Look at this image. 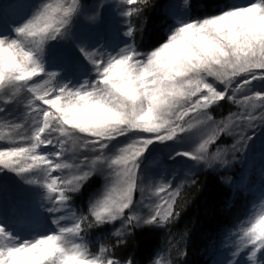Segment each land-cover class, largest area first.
Instances as JSON below:
<instances>
[{"label":"rangeland","instance_id":"rangeland-1","mask_svg":"<svg viewBox=\"0 0 264 264\" xmlns=\"http://www.w3.org/2000/svg\"><path fill=\"white\" fill-rule=\"evenodd\" d=\"M133 2L0 0V110L22 116L0 136L11 144L0 164L21 186L10 206L0 181V264H98L62 196L89 178L101 181L91 215L124 242L132 228L164 227L181 189L212 167L253 199L208 264H264L263 113L244 100L263 79L264 4L186 23L184 0H172L166 42L138 55ZM234 96L237 114L207 116ZM219 133L230 145L208 151Z\"/></svg>","mask_w":264,"mask_h":264},{"label":"trees","instance_id":"trees-1","mask_svg":"<svg viewBox=\"0 0 264 264\" xmlns=\"http://www.w3.org/2000/svg\"><path fill=\"white\" fill-rule=\"evenodd\" d=\"M253 1L184 0V21L194 23L210 19ZM255 1L264 4V0ZM171 6L172 0H134L130 5L127 30L133 53L147 55L166 42L173 29L169 15ZM258 69L264 72V68ZM261 78L251 85L255 90H248L250 94L244 100L255 98L261 103L263 116L258 113L256 116L259 115L264 125V74ZM237 99L234 96L213 102L207 107V116L212 121H221L237 114ZM11 101L9 105L20 104L16 100ZM19 112L17 110V114L10 115L7 108L0 110V136L19 123L22 117ZM230 143L229 137L219 133L208 143V151ZM10 145L0 140V157L11 150ZM14 176L7 172L5 165L0 164V181L5 185L10 206L20 202L21 186ZM229 180L231 177L216 167L200 170L175 197L164 227L132 228L124 242L112 235L107 223L97 221L91 215L89 198L100 187L99 178H89L77 193L64 191L62 196L79 229L86 255L94 258L98 264L110 261L118 264H152L156 257L161 259L162 264H208L212 258L211 251L218 249L226 233L244 219L253 199L244 189L230 187Z\"/></svg>","mask_w":264,"mask_h":264}]
</instances>
